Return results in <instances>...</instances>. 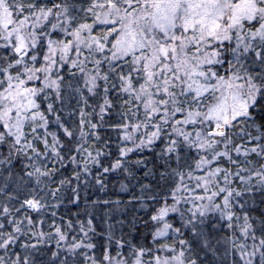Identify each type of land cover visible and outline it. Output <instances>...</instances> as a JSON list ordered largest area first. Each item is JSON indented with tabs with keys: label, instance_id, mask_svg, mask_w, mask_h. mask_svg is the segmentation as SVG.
<instances>
[{
	"label": "snow or ice",
	"instance_id": "6c2138e0",
	"mask_svg": "<svg viewBox=\"0 0 264 264\" xmlns=\"http://www.w3.org/2000/svg\"><path fill=\"white\" fill-rule=\"evenodd\" d=\"M0 264H264V0H0Z\"/></svg>",
	"mask_w": 264,
	"mask_h": 264
}]
</instances>
